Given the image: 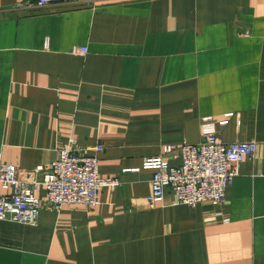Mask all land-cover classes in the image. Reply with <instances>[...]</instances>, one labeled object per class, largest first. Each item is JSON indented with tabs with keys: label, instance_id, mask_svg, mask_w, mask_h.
Wrapping results in <instances>:
<instances>
[{
	"label": "crops",
	"instance_id": "1",
	"mask_svg": "<svg viewBox=\"0 0 264 264\" xmlns=\"http://www.w3.org/2000/svg\"><path fill=\"white\" fill-rule=\"evenodd\" d=\"M29 1L0 0L4 162L28 171L71 140L104 145L99 173L121 183L58 210L41 187L37 225L0 218V264H264V0ZM228 113L222 140L258 151L226 202L188 207L166 188L151 204L144 159Z\"/></svg>",
	"mask_w": 264,
	"mask_h": 264
},
{
	"label": "built area",
	"instance_id": "2",
	"mask_svg": "<svg viewBox=\"0 0 264 264\" xmlns=\"http://www.w3.org/2000/svg\"><path fill=\"white\" fill-rule=\"evenodd\" d=\"M78 0H33L25 6L45 7L53 4H69ZM86 46H76L74 54L85 55ZM232 113L221 121L212 116L202 117L199 143L183 142L180 145L166 144L159 156L145 158L143 168L153 169L152 193L148 200L159 205L166 199L165 190L170 188L175 203L194 207L200 202L221 205L226 202L229 185L239 175L240 164L246 157H253L258 143L252 141L225 142L218 123L225 124ZM104 145L93 149L78 146L75 140L58 151L49 165H40L23 170L17 165L5 163L0 150V218L20 223L37 225L44 202L37 193L41 187L47 190L49 206L58 210L67 204L96 206L104 187L116 189L120 180L102 177L99 173V153ZM179 159V164H172Z\"/></svg>",
	"mask_w": 264,
	"mask_h": 264
}]
</instances>
